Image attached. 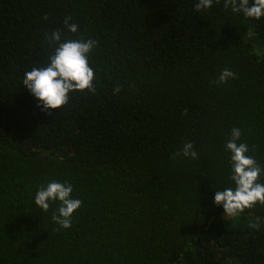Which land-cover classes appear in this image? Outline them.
<instances>
[{"label":"trees","instance_id":"16d2710c","mask_svg":"<svg viewBox=\"0 0 264 264\" xmlns=\"http://www.w3.org/2000/svg\"><path fill=\"white\" fill-rule=\"evenodd\" d=\"M196 3L0 0V264H264V204L227 226L212 202L233 127L264 168V17ZM58 29L97 42L96 91L42 111L22 80ZM50 180L82 201L68 229L34 203Z\"/></svg>","mask_w":264,"mask_h":264},{"label":"clouds","instance_id":"9594fccd","mask_svg":"<svg viewBox=\"0 0 264 264\" xmlns=\"http://www.w3.org/2000/svg\"><path fill=\"white\" fill-rule=\"evenodd\" d=\"M215 0H197L195 9L206 10L212 7ZM225 7H231L236 13H242L246 18L260 20L264 17V0H225ZM71 17H66L64 25L67 31L76 33L77 23H70ZM50 45H55L46 63L33 67L24 73L22 84L37 102L42 111L60 109L67 104L69 94L73 91L95 93L93 85L94 68L90 66V56L97 42L94 39L62 38L61 30L45 34ZM235 78L230 69H223L217 81L226 83ZM119 88L114 89V93ZM225 150L229 153V177L234 186L215 190L212 202L222 208L226 216L237 217L246 208L256 203L264 204V183L260 182V175L264 173L255 158L249 154V147L241 141V129L233 127L229 139L225 142ZM177 155L196 159L197 152L192 142L183 144ZM73 186L67 181L50 180L41 185L35 192V205L47 212L52 203L58 202V207L51 219L60 228L68 229L72 225L74 212L80 208L82 201L73 195Z\"/></svg>","mask_w":264,"mask_h":264},{"label":"rangeland","instance_id":"374dc122","mask_svg":"<svg viewBox=\"0 0 264 264\" xmlns=\"http://www.w3.org/2000/svg\"><path fill=\"white\" fill-rule=\"evenodd\" d=\"M224 218L227 226H235L239 222L240 215H238L237 217L225 216ZM256 220L258 223H261V219L256 218Z\"/></svg>","mask_w":264,"mask_h":264}]
</instances>
